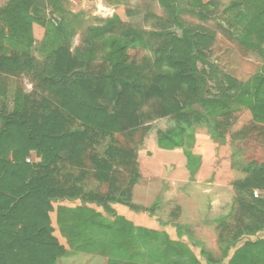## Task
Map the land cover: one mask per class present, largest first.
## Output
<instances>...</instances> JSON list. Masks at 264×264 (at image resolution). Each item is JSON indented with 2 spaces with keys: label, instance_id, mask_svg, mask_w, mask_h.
Wrapping results in <instances>:
<instances>
[{
  "label": "rangeland",
  "instance_id": "374dc122",
  "mask_svg": "<svg viewBox=\"0 0 264 264\" xmlns=\"http://www.w3.org/2000/svg\"><path fill=\"white\" fill-rule=\"evenodd\" d=\"M8 1L0 0V9L6 7ZM256 1L264 10V0ZM246 11L243 0L46 2V13L41 19L44 24L33 23L29 30L31 54L38 65L43 64L62 39L69 41L72 55H84L87 29L115 20L116 24L135 31L147 42V47L137 44L126 52L128 64L134 63L149 72L157 59L156 50L162 45L159 35L165 37L171 32L180 37L183 30L189 31L205 36L202 55L193 52L192 57L204 100L225 96L231 85L239 86L243 92L231 99L229 113L225 116L218 117L195 101L183 111L186 120L174 116L155 119L126 135L115 134L113 139L98 140L91 152L102 160H107L108 151L113 155L108 181L87 177L79 184L82 197L52 201L49 213L52 235L65 249L56 264H107L112 258L133 264L129 250L136 245L134 253L138 249L144 255L138 259L132 255L138 264L141 260L142 264H230L234 249H230L227 257H223L224 250L234 239L237 246H241L243 240L240 239L250 236L245 227L254 225L233 184L245 179L243 169L248 163L264 162V132L246 131L254 120L250 102L255 100V88L264 84V44L260 45L254 34L246 35L247 23L241 19ZM0 28L5 34L3 41L0 36V43L6 44L8 28L1 20ZM102 48L103 41L93 47L94 64L101 62ZM13 52L10 50L8 55L12 56ZM7 83L8 96L0 106L12 109L13 94L18 87L29 100L27 107L35 104L32 100H39L37 83L30 78L10 77ZM217 120L222 122L217 131L223 138L215 135ZM66 129L82 130L79 123L66 126ZM34 161L37 159L33 152L26 162ZM59 180L65 188L71 186L62 178ZM82 198L91 201L84 205ZM122 198L134 208L114 201ZM90 212L102 215L109 223L121 219L131 225L134 234L149 232L143 235L148 242L138 243L137 236L134 242L128 237L120 240L103 237L97 241L101 245L95 246L81 243L78 234V247L74 248L75 244L69 239L73 237L68 233L76 234L79 230L67 229L68 233L64 230L66 215L72 216L79 225L83 216ZM260 230H255L250 238L260 235L264 239V229ZM125 250H128L127 255Z\"/></svg>",
  "mask_w": 264,
  "mask_h": 264
},
{
  "label": "trees",
  "instance_id": "16d2710c",
  "mask_svg": "<svg viewBox=\"0 0 264 264\" xmlns=\"http://www.w3.org/2000/svg\"><path fill=\"white\" fill-rule=\"evenodd\" d=\"M48 1L9 0L6 7L0 9V20L8 28V43H0V102L8 96L10 77L30 78L37 83L39 94V100H32L35 104L27 107L28 99L18 87L13 94L12 109L0 106V264H56V259L64 255L65 249L52 235L51 204L55 200L82 197L79 184L87 177L108 181L113 155L108 151L107 160L98 159L91 152L98 140L113 139L115 134L126 135L155 119L174 116L186 120L183 111L195 101L205 110L214 111L216 116H225L229 113L231 99L243 93L239 86L231 85L225 96L204 100L192 57L193 52L202 55L205 36L189 31L183 30L180 37L171 32L165 37L159 35L162 45L156 50L157 59L149 72L134 63L128 64L126 52L137 44L147 47V42L115 20L87 29L84 55H72L69 41L61 37L43 64L38 65L31 54L29 30L33 23L44 24L41 19ZM243 1L244 11H247L242 13L241 19L247 23L246 35L254 34L259 44H264L263 7L256 0ZM54 34L57 37L56 29ZM0 36L3 41L5 34L1 28ZM52 39L55 41L54 37ZM100 41H103V58L94 64L93 47ZM10 50H14L12 56L8 55ZM255 89V100L250 102L254 120L246 131L264 132V84ZM74 123H79L82 130L67 131L66 126ZM221 126L222 122L217 120L214 131L218 138H223L217 131ZM33 152L37 161L27 163L26 158ZM243 173L245 179L235 182L233 188L254 223L251 228L245 227L251 236L255 230L264 229V200L253 197L255 190L264 191V162L248 163ZM59 178L71 186L65 188ZM82 199L84 205L91 201ZM114 201L134 208L127 199ZM72 218L63 217L64 230H79L76 234L67 232L73 237L69 239L76 249L78 234L81 243L95 246L101 245L97 241L103 237L119 240L128 237L134 242L137 236L138 243L148 242L143 235L149 232L140 234L138 230L139 233L134 234L131 225L121 219L109 223L102 215L91 213L83 216L78 225ZM250 236L240 239L243 240L241 246H237L234 239L224 250L223 257H227L230 249H234L230 264H264V239L260 235L256 239ZM135 248L137 245L129 250V256L133 264H138L132 255L137 259L144 255L138 249L134 253ZM125 251L127 255L128 250ZM107 264L132 262L112 258Z\"/></svg>",
  "mask_w": 264,
  "mask_h": 264
},
{
  "label": "built area",
  "instance_id": "2783aa9c",
  "mask_svg": "<svg viewBox=\"0 0 264 264\" xmlns=\"http://www.w3.org/2000/svg\"><path fill=\"white\" fill-rule=\"evenodd\" d=\"M253 197L255 199L264 200V191L255 190L253 192Z\"/></svg>",
  "mask_w": 264,
  "mask_h": 264
}]
</instances>
